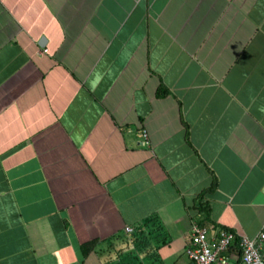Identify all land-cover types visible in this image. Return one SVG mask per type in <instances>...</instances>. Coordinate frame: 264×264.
I'll list each match as a JSON object with an SVG mask.
<instances>
[{
    "label": "crops",
    "instance_id": "crops-1",
    "mask_svg": "<svg viewBox=\"0 0 264 264\" xmlns=\"http://www.w3.org/2000/svg\"><path fill=\"white\" fill-rule=\"evenodd\" d=\"M196 224L264 231V0H0V264H194Z\"/></svg>",
    "mask_w": 264,
    "mask_h": 264
},
{
    "label": "built area",
    "instance_id": "built-area-1",
    "mask_svg": "<svg viewBox=\"0 0 264 264\" xmlns=\"http://www.w3.org/2000/svg\"><path fill=\"white\" fill-rule=\"evenodd\" d=\"M144 137L149 142L147 131ZM127 231L134 229L129 227ZM187 253L194 264H264V231L256 237L226 228L214 234L196 224Z\"/></svg>",
    "mask_w": 264,
    "mask_h": 264
},
{
    "label": "trees",
    "instance_id": "trees-1",
    "mask_svg": "<svg viewBox=\"0 0 264 264\" xmlns=\"http://www.w3.org/2000/svg\"><path fill=\"white\" fill-rule=\"evenodd\" d=\"M162 93H165L162 91ZM86 251L89 252L93 248V244L85 245Z\"/></svg>",
    "mask_w": 264,
    "mask_h": 264
}]
</instances>
